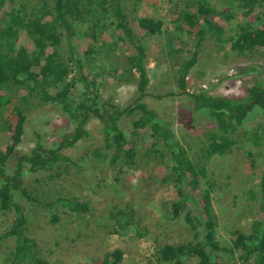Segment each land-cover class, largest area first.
<instances>
[{
    "label": "trees",
    "instance_id": "16d2710c",
    "mask_svg": "<svg viewBox=\"0 0 264 264\" xmlns=\"http://www.w3.org/2000/svg\"><path fill=\"white\" fill-rule=\"evenodd\" d=\"M229 2L217 10L211 0H194L195 11L183 8L175 19L187 23V27L178 25L179 29L196 34L194 48L177 69V93L190 94L197 108L208 111L214 124L207 131V140L192 156L170 120L145 99L149 95L150 75L143 39L168 29L165 15L153 11L136 14L135 29L128 21L129 0H0V134L6 137L0 145V210L12 216L9 229L0 238H14L6 264H53L39 254L38 243L29 234L26 210L15 198V192L41 205L53 223L60 220L61 208L77 215L90 211V202L76 195L41 200L25 181L32 175H46L54 180L62 175L60 165L76 164L73 155L63 150L79 146L90 136L88 123L92 118L99 119L101 142L86 153L130 171L120 179L125 195L110 210L115 221L111 231L129 229L142 234L136 196L148 176L137 172L147 162L157 169L160 184L174 188V195L167 200L168 218L183 219L190 233L184 240L157 244L154 256L159 263L185 264L187 259L195 258L194 264H231L238 252L242 262L264 264V125L246 128L254 144L263 145L259 153L258 193L250 189L258 210L248 231L232 230L230 245L219 238L214 184L208 178L207 167L212 156L234 150L251 110H264V81L248 80L244 82V92L234 96L187 90L188 73L199 60L209 36L220 44H229L230 52L237 56L264 50V0ZM115 36L130 42L134 50H124L110 68L91 67L90 61L107 46L111 50L117 48ZM261 71L259 65L249 64L234 77ZM107 74L131 75L137 95L123 105L111 97L104 99L101 89ZM34 103L58 105L73 129L52 147L46 146L39 130L34 129L35 146L11 167L10 159L23 140ZM124 117L132 118L129 125L122 121ZM60 129L65 132V127ZM139 142L143 144L142 152ZM124 254L121 247L114 246L79 264H122Z\"/></svg>",
    "mask_w": 264,
    "mask_h": 264
},
{
    "label": "rangeland",
    "instance_id": "374dc122",
    "mask_svg": "<svg viewBox=\"0 0 264 264\" xmlns=\"http://www.w3.org/2000/svg\"><path fill=\"white\" fill-rule=\"evenodd\" d=\"M230 2L211 0L217 10ZM183 8L194 12V0H129L127 13L128 21L135 29L136 14L153 11L156 15H165L169 20L164 33L143 39L147 46L150 75L149 95L145 99L170 120L172 128L190 154L196 156L200 146L207 140V131L214 124L208 111L197 108L190 94L177 93L178 66L196 43L195 32L188 33L178 28V25L187 27V23L175 20ZM113 38L117 48L111 50L107 46L104 52L98 53L90 61L91 67L104 65L110 68L124 50H134L130 42L118 40L116 36ZM229 48V44H220L212 36L205 40L199 60L187 76L189 93L234 96L244 92V82L253 78L264 81V50L237 56ZM249 64L259 65L261 73L247 72L242 78L234 77L240 75ZM136 91L131 75L107 74L101 95L104 99L111 97L113 102L123 105L137 95ZM28 114L23 140L10 159L11 167L15 166L18 157L29 153L35 146L34 129L39 130L43 143L49 147L57 146L63 134L73 129V124L68 122L58 105L34 103ZM131 119L124 117L122 121L129 125ZM99 125V119L92 118L88 123L90 136L79 146L63 150L73 155L76 164L65 162L60 165V177L49 180L46 175H32L25 181V185L41 200L56 195H76L90 202V211L85 215H77L65 213L61 208L60 220L53 223L41 205L28 201L17 191L15 198L23 204L28 216L29 234L36 239L39 254L53 264L85 263L89 257L99 256L114 246L125 251L122 264H161L154 256L157 244L184 240L190 235L183 219L168 218L167 200L174 195V188L171 184H160L154 165L143 162L137 173L148 178L143 181L136 196L140 203L138 219L141 221L139 229L142 234L129 229L111 231L115 221L110 216V210L125 195L120 179L130 171L128 167L111 166L107 160L86 153L88 148L101 142ZM258 125H264V110L253 109L240 128L234 150L224 155H214L208 161V178L214 184L213 201L219 220V238L227 245L231 243L232 230H249L258 210L250 189L258 193V171L261 166L259 153L263 145L254 144L246 132V128L252 129ZM61 127H65V132H61ZM2 136L0 134V145L6 139ZM138 148L142 152V142ZM11 220V214L0 210V235L9 229ZM13 247V237L0 238V264L7 263ZM195 261V258H189L185 264H194ZM230 263L253 264L242 262L238 252Z\"/></svg>",
    "mask_w": 264,
    "mask_h": 264
}]
</instances>
